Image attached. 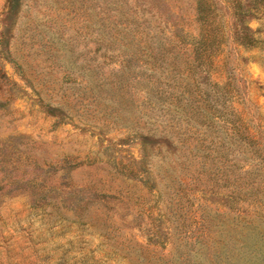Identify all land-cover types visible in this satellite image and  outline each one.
I'll return each mask as SVG.
<instances>
[{
    "label": "rangeland",
    "instance_id": "374dc122",
    "mask_svg": "<svg viewBox=\"0 0 264 264\" xmlns=\"http://www.w3.org/2000/svg\"><path fill=\"white\" fill-rule=\"evenodd\" d=\"M0 264H264V0H0Z\"/></svg>",
    "mask_w": 264,
    "mask_h": 264
}]
</instances>
